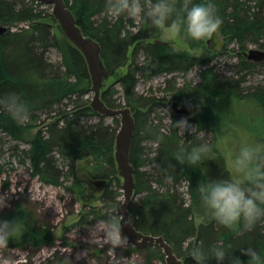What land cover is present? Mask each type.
Instances as JSON below:
<instances>
[{
  "label": "trees",
  "instance_id": "16d2710c",
  "mask_svg": "<svg viewBox=\"0 0 264 264\" xmlns=\"http://www.w3.org/2000/svg\"><path fill=\"white\" fill-rule=\"evenodd\" d=\"M64 1L83 32L100 43L108 78L130 64L128 72L120 78L125 104L115 98L118 91L110 85L105 87L102 99L110 108L129 107L136 121L131 164L135 168V195L141 197L130 206L134 227L144 234L164 237L186 264H197L191 256V249L196 245L205 249L213 245L225 247L232 256L240 257L244 264H247L248 257L243 249L252 247L264 264V220L258 221L252 229H244L242 225L239 229L228 228L218 221L197 226L193 207L187 204L184 193L180 191L186 184V194L191 203H202L198 186L208 179L229 176L224 158L214 144L211 159L206 157L199 165H191L184 159L186 150L206 141L205 137H200L201 132L211 131L220 139L222 131L218 121L210 114H204L198 119L197 130L182 136L175 124L179 115L173 114L170 129L165 132L162 118L157 113L161 102L135 92L138 71H142L145 79L161 73L186 74L195 66L209 64L212 57L175 52L165 43H146L158 33L150 20L141 17L142 26L134 34L130 30L134 27V20L127 19L126 15L111 19L105 11L106 0ZM183 2L185 0H172L174 4ZM213 3L222 20L219 29L231 42L238 43L242 49L247 40L264 42V0H259L256 6H249L247 0H213ZM43 6L37 0H0V26L8 29L0 35V100L14 94L26 104L29 113L26 120L18 121L0 104V133L12 141L28 145L22 149L15 145L13 156L18 157L21 165H28L33 178L47 185L63 186L65 179L75 177V165L79 160L93 157L96 160L94 180L107 181L99 193L111 214L103 215L90 208L80 223L91 224L109 217L119 219L116 206L122 203L118 199L123 193L114 159V144L120 120L113 117L114 125L105 124L103 117L92 110L90 101L81 99L91 89L87 63L64 35V43H60L52 33V23L57 22ZM176 15L180 17L182 10L178 8ZM21 24L26 27L12 30ZM187 37L192 46L200 47L205 39ZM132 47L133 52L129 55ZM50 48L64 52L63 71L46 63L45 54ZM139 53L146 59L143 66H139ZM242 63L239 73L256 67L246 60ZM201 77L202 82L196 86L187 83L175 91L174 98L193 94L203 99L205 104H213L219 96H227L240 101L253 100L264 111V89L255 88L245 93L240 85L244 77L220 76L212 68L202 71ZM73 97L77 99L73 100ZM64 101H68L66 108L53 109L62 106ZM71 102L73 106L70 108ZM51 112H55V117L48 116V123L42 122L45 128L33 134L32 131L39 126V114L50 115ZM86 118H99L100 121L85 123ZM2 174L0 164V176ZM75 188L76 183L72 188L66 187L71 193ZM79 190L80 195H84L85 190L81 191V187ZM90 217H93L92 221ZM12 218L18 219L22 227L9 237L6 245L9 248L23 250L55 244L56 237L51 228L38 225L35 214L20 203L0 213V219ZM131 254L141 256V261L136 264H166L163 250L158 245L136 247L128 244L127 251H122L121 256ZM59 264L72 263L60 260ZM208 264L217 262L213 258ZM223 264H229L227 256Z\"/></svg>",
  "mask_w": 264,
  "mask_h": 264
},
{
  "label": "rangeland",
  "instance_id": "374dc122",
  "mask_svg": "<svg viewBox=\"0 0 264 264\" xmlns=\"http://www.w3.org/2000/svg\"><path fill=\"white\" fill-rule=\"evenodd\" d=\"M246 0H241L244 2ZM249 6H256L259 0H247ZM43 9L47 13L52 12V6L44 5ZM127 19L134 20V27L130 30L137 33L142 26L141 17H128ZM111 19H115L111 17ZM26 27L25 24L13 28L16 31L18 28ZM52 30L60 43H64L65 38L57 23H52ZM213 39L215 49H210L208 40ZM155 40L163 41L175 52H189L197 57L207 55V58L212 57L209 64L199 65L191 68L188 73H161L154 75L149 79L142 76V71L137 73V83L135 92L138 95L145 97L156 98L161 102L157 113L162 118L163 129L169 131L175 114L171 108L172 103H178V106L189 105L188 114H179V120L187 119L193 127L190 133L197 130L198 119L202 115H211L218 121V125L222 134L220 139L215 137L213 132H201L200 137H205L209 144H214L219 151V154L224 158L225 165L229 173H232L231 158L234 150L242 143H250L259 145L264 149V111L260 105L253 100L240 101L238 99L219 96L213 104H205L203 99H198L196 95L178 96L174 98L175 91L182 89L188 83L191 86H196L202 82V71L213 72L220 76L234 77L239 79L244 77L241 88L246 90H254L255 88L264 89V63L256 65L255 68L239 73V66L242 61L247 59L244 52L249 49L264 50V42L260 43L247 40L244 47L236 42H231L226 38L218 28L215 33L204 39L203 45L192 46L189 43L187 33L181 29L180 33L173 39H166L161 31L154 34L146 43H152ZM132 47L130 54L133 52ZM64 52L59 48H50L45 54V61L55 68L64 70L63 67ZM145 56L138 54L139 66L145 65ZM128 64L115 72L109 78H106L105 87L112 86L118 92L115 98L125 104L124 93L120 84V78L128 72ZM49 73V70H48ZM171 81L169 84L168 81ZM93 92L90 91L82 96L84 101H90L93 98ZM76 100V97L72 98ZM176 99V100H175ZM68 101H64L62 106L54 107L55 111L66 108ZM73 103H70V108ZM69 108V109H70ZM48 116L55 117V112L50 115L40 113L39 126L32 132L33 134L45 126L44 121L48 123ZM54 120V119H53ZM99 118H86L85 123H98ZM105 124L114 125L112 117H103ZM44 126V127H43ZM120 127V124H119ZM179 134L184 136L186 132L179 129ZM0 164L3 168V174L0 176V201L7 200V206L0 208V213L12 208L15 204L20 203L22 206L29 209L36 216L38 225H48L56 237V242L53 246L30 247L28 249H12L8 246H0V264H59L60 260L69 261L72 264H136L141 261V256L131 254L130 256H121L122 251H127L128 243L124 236L121 242L113 245L108 241L103 240L102 230L105 220H98L91 224H81L80 221L90 208L99 210L101 214H111V210L106 208L101 201V194L98 191L91 192L90 181L94 180L93 171L96 160L93 157H85L79 160L75 165V177L71 176L68 180L65 179L64 185L55 187L42 183L38 178H33L30 175L28 165H21L18 157L13 151L15 145H19L20 149L27 148L28 145L21 142L12 141L4 134L0 133ZM151 146V144H149ZM115 146V144H114ZM65 168L64 170H66ZM76 180V181H75ZM95 181H100L99 179ZM77 188L75 192H68L66 187ZM84 191V195H80L79 188ZM93 191V190H92ZM184 193V198L187 204L193 207L194 220L197 226L200 224H209L216 219L206 205L202 203H191L187 193L186 184L180 188ZM122 192V190H121ZM123 193V192H122ZM140 195H135L133 202L140 199ZM119 201L124 200L120 197ZM122 204V203H121ZM121 204L116 206V210ZM93 217H90L92 221ZM120 220V217H119Z\"/></svg>",
  "mask_w": 264,
  "mask_h": 264
},
{
  "label": "clouds",
  "instance_id": "9594fccd",
  "mask_svg": "<svg viewBox=\"0 0 264 264\" xmlns=\"http://www.w3.org/2000/svg\"><path fill=\"white\" fill-rule=\"evenodd\" d=\"M182 15L177 17V10ZM106 13L113 18L121 15L128 17H147L151 25L161 31L166 39H173L181 29L194 40L211 36L222 23L215 11L213 0H185L174 4L172 0H106ZM11 116L24 121L28 118L26 104L10 94L0 100ZM177 127L190 132L195 127L187 119L176 121ZM212 145L207 141L192 146L185 151L184 159L191 165H199L207 157L211 159ZM232 173L225 178L208 179L198 186L200 199L220 224L228 228L252 229L258 221L264 220V149L259 145L242 143L233 152L231 158ZM7 206V200L0 201V208ZM102 238L113 245L121 242L120 220L109 217L104 222ZM22 227L18 219H0V246L7 245L8 239ZM248 257L247 264H262V258L256 249H243ZM191 256L197 264H208L215 259L223 264L226 256L229 264H244L238 256H232L225 247L209 246L205 249L193 246ZM7 264V261L5 262Z\"/></svg>",
  "mask_w": 264,
  "mask_h": 264
},
{
  "label": "water",
  "instance_id": "95a60500",
  "mask_svg": "<svg viewBox=\"0 0 264 264\" xmlns=\"http://www.w3.org/2000/svg\"><path fill=\"white\" fill-rule=\"evenodd\" d=\"M43 5L52 6V15L54 16L57 25L61 29L66 39L83 55L90 77L91 91L93 98L90 102L92 110L102 117H117L120 120V127L116 134L114 146V159L117 172L121 181V190L124 200L117 209V214L120 217L122 236L126 242L136 247H151L158 245L165 255L166 264H186L185 261L179 258L173 247L166 242L162 236H154L144 234L138 231L130 217V206L133 203L136 190L135 168L131 164V147L133 136L136 127L134 115L129 107L119 109L110 108L102 99L105 91V81L107 77V69L102 58V48L100 43L93 37L86 35L77 23V20L66 5L64 0H37ZM7 27L0 26V35L7 32ZM156 44L164 43L160 40H155ZM208 47L215 49L213 39L208 40ZM244 56L248 62L253 64L264 63V50L249 49L244 52ZM173 112L177 115L188 114L189 105L178 106V103L171 104ZM107 185L106 180L90 181V188L93 191L101 192Z\"/></svg>",
  "mask_w": 264,
  "mask_h": 264
},
{
  "label": "bare ground",
  "instance_id": "6f19581e",
  "mask_svg": "<svg viewBox=\"0 0 264 264\" xmlns=\"http://www.w3.org/2000/svg\"><path fill=\"white\" fill-rule=\"evenodd\" d=\"M208 47V46H207Z\"/></svg>",
  "mask_w": 264,
  "mask_h": 264
}]
</instances>
